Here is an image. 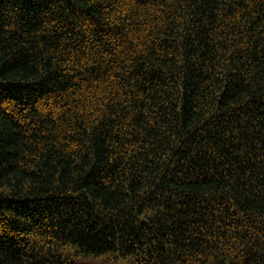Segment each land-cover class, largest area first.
Masks as SVG:
<instances>
[{"label":"trees","instance_id":"trees-1","mask_svg":"<svg viewBox=\"0 0 264 264\" xmlns=\"http://www.w3.org/2000/svg\"><path fill=\"white\" fill-rule=\"evenodd\" d=\"M77 256L264 264V0H0V264Z\"/></svg>","mask_w":264,"mask_h":264},{"label":"rangeland","instance_id":"rangeland-1","mask_svg":"<svg viewBox=\"0 0 264 264\" xmlns=\"http://www.w3.org/2000/svg\"><path fill=\"white\" fill-rule=\"evenodd\" d=\"M74 260L81 264H112V262L108 260L107 262H105V259H101V257L96 258V259H90V258L79 259V257L77 256Z\"/></svg>","mask_w":264,"mask_h":264}]
</instances>
